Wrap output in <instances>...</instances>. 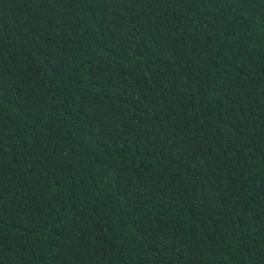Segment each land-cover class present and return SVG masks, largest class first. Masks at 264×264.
Returning a JSON list of instances; mask_svg holds the SVG:
<instances>
[{
    "label": "trees",
    "instance_id": "obj_1",
    "mask_svg": "<svg viewBox=\"0 0 264 264\" xmlns=\"http://www.w3.org/2000/svg\"><path fill=\"white\" fill-rule=\"evenodd\" d=\"M0 264H264V0H0Z\"/></svg>",
    "mask_w": 264,
    "mask_h": 264
}]
</instances>
